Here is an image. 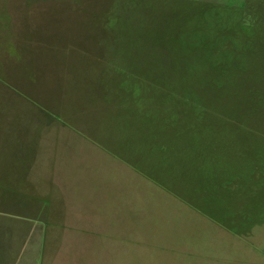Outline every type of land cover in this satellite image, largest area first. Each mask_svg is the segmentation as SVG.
Returning a JSON list of instances; mask_svg holds the SVG:
<instances>
[{"label": "rangeland", "instance_id": "obj_1", "mask_svg": "<svg viewBox=\"0 0 264 264\" xmlns=\"http://www.w3.org/2000/svg\"><path fill=\"white\" fill-rule=\"evenodd\" d=\"M132 1L0 0V219L34 215L39 209L69 219L86 215L82 224L90 232L85 234L60 230L54 237L49 224L41 241V264H264V223L236 234L131 164L143 165L139 158L148 159L141 144L147 140L148 117L136 106L142 99L123 94L137 92L134 72L151 74V50L160 52L163 68L157 77L166 82V60L181 63L175 54L166 56L168 44L160 38L178 25L172 10L179 2L218 5L224 26L247 33L251 22L246 17L242 24L236 17L245 0H148L160 9L170 4L169 12L156 14L155 24L133 19L139 9ZM150 27L158 32L157 41L150 39ZM59 64L77 78L80 88L84 83L85 91L101 95L102 104H91L95 107L83 99L71 106L72 117L90 121L82 133L68 126L46 127L47 118L56 114L41 102L51 90L40 74H52L45 70ZM196 66L192 63V73L181 66L176 80L179 84L181 78L185 87L180 88L195 94L200 89L221 100L226 113L234 112L242 122L243 89L228 86L235 83L234 76L205 79ZM31 74L36 75L33 80ZM157 91L164 90L152 87L143 95L150 99ZM154 99L144 107L160 106ZM190 102L197 105L195 98ZM124 107L135 109L136 117L135 112L124 113ZM120 114L130 124L127 133L120 130ZM259 117L264 119L262 113ZM129 155L135 159L131 163ZM34 183L39 190L32 191Z\"/></svg>", "mask_w": 264, "mask_h": 264}, {"label": "trees", "instance_id": "obj_2", "mask_svg": "<svg viewBox=\"0 0 264 264\" xmlns=\"http://www.w3.org/2000/svg\"><path fill=\"white\" fill-rule=\"evenodd\" d=\"M132 2L139 9L132 18L152 20L151 24L158 21L156 14L171 9L170 4L160 9L148 0ZM222 9L214 4L179 2L172 10L173 15L177 13L178 25L160 38L168 44L166 56L175 54L181 63L166 60V82L157 77L163 68L160 52L151 50V74L134 72L137 92L123 93V87L118 92L142 99L136 106L147 112V140L141 144L148 159L136 168L222 226L242 234L247 227L264 223V119L259 117L264 115V0H245L236 14L238 22L245 23L246 17L251 22L247 33L236 26H224ZM158 38V32L150 27V39ZM192 63L205 79L234 76L235 83L230 81L228 86L236 84L243 89L242 122L234 112L226 113L221 100L200 89L195 94L193 89L180 88L185 86L181 78L180 85L177 83L179 69L183 65L192 73ZM140 68L145 69L146 64ZM152 87L164 91L145 98L143 91ZM152 98L160 106L145 108L144 103ZM193 98L195 106L190 102ZM127 111L135 112L136 117L135 109L124 107L123 112ZM118 122L124 126L121 131L130 128L121 114ZM233 205L235 209L230 208Z\"/></svg>", "mask_w": 264, "mask_h": 264}, {"label": "crops", "instance_id": "obj_3", "mask_svg": "<svg viewBox=\"0 0 264 264\" xmlns=\"http://www.w3.org/2000/svg\"><path fill=\"white\" fill-rule=\"evenodd\" d=\"M29 40L31 41V39ZM38 57L39 59H41L40 56ZM45 71L53 72L52 74H44L43 76H41L40 74V77L44 78V80L42 81L43 85L45 83L48 89H50L51 91H48L49 94H46V97H41L43 99L41 102L43 104H47L45 106L47 110H53V112L56 114V118H47L48 120L46 123V127L53 130V128L55 127L68 126L73 127L78 133H82V131L88 128L87 122L89 123L90 121H88V119L72 117L71 106L76 104V101L83 99L89 106L95 107L96 105L91 104H102L101 95H99L97 90L94 92L85 91L87 86H85L84 83V87L82 86V88H80L81 83L77 81V78H71L72 73L66 71L65 66H61L59 64L57 65V69L48 68ZM34 73L36 74V72ZM35 74H31L32 80L35 78ZM37 77L40 78L39 76ZM47 77H50L49 85L46 83ZM25 81L28 82L26 78ZM51 81L54 82V86H51ZM27 86L32 87V84ZM24 90L25 92L28 91V89H26L25 87ZM32 95L35 96L34 91L32 92ZM71 135L72 134L70 132V136ZM73 137H77V135H73ZM139 159H141V162H144V158ZM128 160V162H130L131 160L134 161L135 159L130 158L129 155ZM131 164L134 167L138 165L137 163ZM62 187L63 186L60 185V189H62ZM37 189L39 190L40 188H38L37 183H34V186H32V191H37ZM62 201L65 202L66 200L63 199ZM16 205L19 206L20 204L16 202ZM36 206H40V204H36ZM49 206L47 205L45 207L48 208ZM36 212L38 213L35 214ZM36 212L33 213L34 215L30 216L15 214L9 216L7 220L6 218L0 219V264H41L40 259L43 256L40 252L42 244L41 241L45 235L49 234V224L54 225V237L60 230L62 232L65 231V233H73L75 230H77L76 232L83 231L82 234L90 232L88 227H85V225L82 224L86 222V215L81 214L79 217H82V219L80 220L72 218L69 219L68 216H52V214L47 209H39ZM39 212L42 213L40 214ZM77 222L80 224L79 226L76 225ZM40 224H48V226H42ZM15 236H20L19 241L15 240ZM75 236L81 235L75 234ZM86 236L87 238H95L93 235L86 234ZM70 237L71 236L68 235V238ZM83 237L84 235L81 236V238ZM22 238L24 239L23 243ZM22 244L23 246H21ZM80 246H82L81 243Z\"/></svg>", "mask_w": 264, "mask_h": 264}]
</instances>
